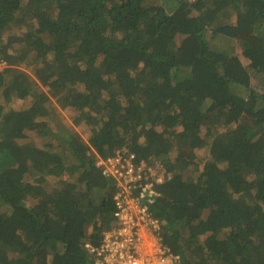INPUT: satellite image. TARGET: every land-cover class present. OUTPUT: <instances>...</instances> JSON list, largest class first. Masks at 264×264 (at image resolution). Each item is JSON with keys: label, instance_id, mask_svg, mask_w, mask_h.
<instances>
[{"label": "trees", "instance_id": "obj_1", "mask_svg": "<svg viewBox=\"0 0 264 264\" xmlns=\"http://www.w3.org/2000/svg\"><path fill=\"white\" fill-rule=\"evenodd\" d=\"M262 20L264 0H0V264H96L118 149L169 174L152 208L183 264H264Z\"/></svg>", "mask_w": 264, "mask_h": 264}, {"label": "built area", "instance_id": "obj_2", "mask_svg": "<svg viewBox=\"0 0 264 264\" xmlns=\"http://www.w3.org/2000/svg\"><path fill=\"white\" fill-rule=\"evenodd\" d=\"M97 165L105 176L115 178L118 208L115 223L101 243L88 244L96 264H183L182 256L163 243L161 221L152 208L161 196L159 184L169 177L165 167L136 162L126 149L98 156Z\"/></svg>", "mask_w": 264, "mask_h": 264}, {"label": "rangeland", "instance_id": "obj_3", "mask_svg": "<svg viewBox=\"0 0 264 264\" xmlns=\"http://www.w3.org/2000/svg\"><path fill=\"white\" fill-rule=\"evenodd\" d=\"M258 33L260 35H264V20H262L258 26ZM207 37L208 39L210 40H213L212 42L213 43H217L219 45H222V44H225V40L222 41V39L219 37V38H214V36L212 35L211 32H208L207 33ZM235 42V47H236V50L237 52L241 53L242 51V44L240 41L236 40L234 41ZM242 55V53H241ZM243 61H246L245 58H243ZM4 64H0V70L4 68ZM253 83L255 84V86H257L259 83H258V80H254ZM258 87H262L261 85ZM47 89V88H46ZM31 103V99L30 98H27V99H14L12 100L11 102H8V104L5 106L6 108L7 107H12V108H15V109H20L24 106H27ZM75 111L72 109V108H59L56 112V115L54 117L53 120H55V122H59V124H61L62 122L61 121H64V122H68V123H71L72 122V116L74 115ZM77 129L78 131L82 134V136L87 139L90 135V130L87 128V127H84L83 125L81 126H77ZM34 136H29L26 138V140H31L32 138H34ZM200 156L201 157H205L206 155L202 152H199Z\"/></svg>", "mask_w": 264, "mask_h": 264}, {"label": "clouds", "instance_id": "obj_4", "mask_svg": "<svg viewBox=\"0 0 264 264\" xmlns=\"http://www.w3.org/2000/svg\"><path fill=\"white\" fill-rule=\"evenodd\" d=\"M158 217V216H157ZM159 218V217H158Z\"/></svg>", "mask_w": 264, "mask_h": 264}, {"label": "bare ground", "instance_id": "obj_5", "mask_svg": "<svg viewBox=\"0 0 264 264\" xmlns=\"http://www.w3.org/2000/svg\"><path fill=\"white\" fill-rule=\"evenodd\" d=\"M162 235V234H161Z\"/></svg>", "mask_w": 264, "mask_h": 264}]
</instances>
